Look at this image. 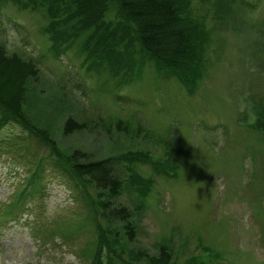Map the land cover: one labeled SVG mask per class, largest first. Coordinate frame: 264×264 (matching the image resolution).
I'll return each instance as SVG.
<instances>
[{
	"label": "rangeland",
	"instance_id": "374dc122",
	"mask_svg": "<svg viewBox=\"0 0 264 264\" xmlns=\"http://www.w3.org/2000/svg\"><path fill=\"white\" fill-rule=\"evenodd\" d=\"M215 1L185 2L203 39L187 88L150 57L126 80L83 49L82 36L52 45L45 4L0 0V47L36 64L21 81L1 66L0 98L29 126L11 113L0 134L45 157L39 192L9 214L26 168L0 153V264H149L160 251L170 264H264V134L251 127L254 104H264V0H246L228 20ZM68 117L80 126L64 133ZM42 139L66 156L112 158L126 182L101 199L128 210V228L104 218L98 195L89 206L94 189L72 185ZM134 151L149 160L126 155ZM132 172L151 180L143 195L126 180Z\"/></svg>",
	"mask_w": 264,
	"mask_h": 264
},
{
	"label": "trees",
	"instance_id": "16d2710c",
	"mask_svg": "<svg viewBox=\"0 0 264 264\" xmlns=\"http://www.w3.org/2000/svg\"><path fill=\"white\" fill-rule=\"evenodd\" d=\"M7 1L21 7H30V9L45 4L44 15L47 23L44 25V31L52 45L59 46L60 43L63 44L69 39L82 36V48L88 49L108 70L121 75L126 80L130 79L134 71L144 63L145 57H150L181 84H188L187 88L194 85L200 61L196 42L203 39L201 38L202 28L194 26L188 18L185 5L187 0ZM245 2L247 1L216 0V5L219 4L218 7L222 9H217L220 12L219 18L228 20L238 17L239 13L242 15L241 9L245 7ZM214 7L217 8L215 5ZM198 32L200 36L196 35ZM20 57L15 53L6 55L0 47V68L6 67L9 76L14 78L20 76L18 81L36 72V64L32 60H22ZM0 73L3 74L1 69ZM6 81L0 84L4 85ZM0 89L3 90L1 85ZM0 106V131L9 121L11 113L16 115L15 117L18 116L17 121L29 126L26 119L15 109L3 104L1 98ZM253 110L254 118L251 127L264 134V104L261 102L254 104ZM79 126L80 124L74 119L68 117L62 125V131L71 132ZM42 141L45 142V146L51 147L50 150L55 155L57 163L65 170L72 185L74 183L78 185L80 181L89 182L95 193V197L90 196L89 206L95 203L96 195H98L99 206H102V209L108 206L106 212H103L104 218L107 220L118 217L123 222L125 220V226L128 228V219H125L128 218V210L117 202L113 203V200L103 202L101 199L102 195L113 196L111 199H116L123 182H126L115 169L112 158L87 156L89 158L81 159L79 155L73 154V150L66 156L55 150L54 144L49 140L42 139ZM0 153L7 154L18 161L20 159L26 168L24 183L16 190L13 200L9 201L12 204L6 207V213L10 214L15 206L16 209L20 207L25 197L39 192L45 157L36 153L35 149L19 144L10 134H0ZM126 155L144 162L149 160L142 152L134 151ZM62 156L65 157L63 164L58 160ZM151 166L154 172L164 170L165 173L173 174L171 166L161 168L164 166L152 161ZM126 180L131 184L140 183L137 186L140 195L148 190L151 183V180L143 179L135 172L130 173ZM98 229L102 232L101 227ZM109 245L112 246V242L104 244V254L109 252ZM160 252L161 257L150 259L149 264H170L167 253Z\"/></svg>",
	"mask_w": 264,
	"mask_h": 264
}]
</instances>
